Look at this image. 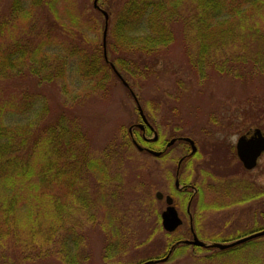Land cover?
<instances>
[{
    "label": "rangeland",
    "instance_id": "1",
    "mask_svg": "<svg viewBox=\"0 0 264 264\" xmlns=\"http://www.w3.org/2000/svg\"><path fill=\"white\" fill-rule=\"evenodd\" d=\"M93 2L40 0L37 5L33 3L30 7L29 0H20V4L29 10L25 13L29 17L24 27L14 29L17 39L29 45L28 48H33L32 44L36 41L30 44L27 36L37 32L39 36L46 34L51 46L48 45V48L53 54L49 59L29 61L30 64L20 67L21 75L0 81V86L2 84L4 87L0 89L3 102L12 106L5 118L7 125L25 127L30 124L29 131L34 139L43 133L45 126L56 124L64 117L70 134L79 133L82 137L80 144L65 143L60 147V155L50 156L55 160L54 171H59L63 178L66 175L69 179L70 184L67 187L63 184L59 193L63 196L61 203L72 208L53 229L44 225L54 234L53 245L58 247L62 243H69V233L73 234L78 246L74 253L80 264H138L167 257L172 242L163 231H159L153 215L165 209V202H156L151 207V213L141 217L140 208L131 196L136 185L133 173L135 169L139 170L136 181L142 179V173L151 174L152 180L146 182L150 186L139 195L142 202L153 201L156 192L170 195L179 215L185 208L183 198L170 194L173 179L167 178L166 173L169 175L170 171H175L177 158L188 150V146L175 144L166 159L152 157L146 161L147 164L140 158H144L145 154L137 153V149L131 145L126 147L128 140L125 130L129 132L131 125L141 123L134 96L141 110L142 106L145 107L144 115L149 116L150 120L147 121L151 123L150 127L157 132L158 137H163L162 141H171L174 139H170L172 136L186 135L196 142V156L189 161L190 167L188 164L182 167L181 180L188 179L190 184L193 180L201 190L204 204L223 206L220 210L210 209L201 214L196 237L209 244L213 238H235L250 232L256 224L254 221L259 219L256 214L263 207L264 198L246 205H239L238 202L243 195L249 193L255 196L258 190L264 188V154L255 169L246 171L235 155V145L241 136L249 137L256 129L264 135V114H260L264 113V102H261L264 100L261 98L264 96L263 81L250 79L243 73L246 78L241 82L240 78L212 69L208 70L202 82L198 81L190 63L194 50L189 40L182 39L180 30L181 37L155 55L131 54L130 61L125 62L128 72L119 70L129 90L115 79L107 82L104 91L95 93L91 85L82 82L76 72L80 59L86 60L91 48L100 46L102 42L104 17L93 8ZM127 2L99 0V8L104 12L105 9L110 11V16L106 13L109 17L106 32V36L108 33L110 37L109 44L115 40V24ZM10 3L11 0H0L1 19L9 18ZM130 23L126 27L129 32L126 35L138 36L143 33L142 25L133 21ZM24 30L27 35L23 33L19 37L18 34ZM79 36L87 41L88 46L80 43V55L72 52L73 46H79ZM123 41L119 40L117 44L119 52L107 53L109 60L127 52L122 46ZM56 55L68 59L67 70L70 71L64 78L55 71L57 63H52ZM125 56L128 58L129 55ZM246 63L247 72L251 66L250 59ZM54 74L56 77L48 81ZM24 95H30L34 100L32 104H36L28 117L25 111L19 109ZM253 101L258 106H251ZM38 103L50 109L47 115L37 117ZM246 113L248 117H245ZM252 113L260 114V120L253 117ZM146 136L153 138L150 131H147ZM85 159L86 162L99 161L105 170L107 179L101 184L100 191L96 184L98 177L87 169ZM74 172H78V176L73 175ZM70 193H83L81 196L91 201L90 206L84 208L83 202H72ZM67 197L70 200L68 202L65 201ZM181 217L183 226L176 234L186 239L188 218L184 215ZM113 235L117 238H113ZM23 243L20 241L15 245L12 238H6L5 245H0V264H62L56 255H47V249H25ZM114 245L117 251H114ZM246 252L252 257L215 258L210 257L211 252H199L197 248L189 246L177 258L157 264H264V248H250ZM246 258H252L253 263L245 261Z\"/></svg>",
    "mask_w": 264,
    "mask_h": 264
},
{
    "label": "trees",
    "instance_id": "2",
    "mask_svg": "<svg viewBox=\"0 0 264 264\" xmlns=\"http://www.w3.org/2000/svg\"><path fill=\"white\" fill-rule=\"evenodd\" d=\"M39 1L29 0L30 7L33 6V3L37 5ZM124 7L115 24L116 41L113 39L114 42L112 41L113 43L109 44L108 39L110 37L107 33L105 46H103L102 35L101 45L93 46L90 56L86 60L81 58L77 63L76 72H78L80 80L90 84L92 91L95 93L104 91L105 85L109 80L116 79L122 84L113 68L118 74L119 70L128 72V66L125 62L127 61L128 63L130 61L129 57L132 53L141 54L142 56L155 55L159 50L169 47L177 38L181 37L180 30H182V39L189 40L191 48L194 50L191 52L190 63L191 68L198 77V81L202 82L206 78L208 70L212 69L220 74H228L237 79L240 78L241 82L246 78L243 74L245 73L250 79H260V82L263 81L264 83V77L256 75L264 76V0H128ZM8 11L9 18L1 19L0 17V81L21 75L20 67L28 65L29 61L49 59L53 54L50 53V48H48V45L49 47L51 46L46 34L39 36V32H37L34 35L27 36L30 44L36 41L32 44L33 48H28L29 45H24L17 39L14 29L16 30L20 26L24 27L29 17L28 14H25L29 10L20 4V0H11ZM105 11L110 16L109 9H105ZM130 21L142 25L143 33L141 35H126V32L129 33L126 27L131 25ZM104 24L108 30L109 17L107 21L104 18ZM23 33L26 34L25 30L19 33L18 36L22 37ZM3 38L4 44L2 43ZM77 39L79 46H73L74 51L72 49V52L80 55L82 53L79 48L81 46L80 43H83L86 47L88 46L86 45L87 41L82 36ZM119 40H124L122 46L127 51L125 54L129 56L126 58V56L124 57L125 54L122 53L119 54L118 58H110L111 60H109L107 53H110V51L119 52L117 47ZM6 42L8 44L5 46ZM58 56H54L56 60L52 63L53 65L57 63L55 71H58L57 73H59L60 77L64 78L65 74L70 71L67 70L68 59L67 57L59 58ZM248 59L251 61V66L249 65L250 69L246 72L245 64H248L246 63ZM55 77L56 74L47 80L52 81ZM2 88L4 87L1 84L0 89ZM124 88L129 90L128 87L124 86ZM128 92L131 93L130 91ZM209 94L212 95L211 93ZM41 97L43 96H39V98ZM261 98L264 99V96H261ZM33 101L30 95H24L22 102L19 104V109L25 111L27 117L30 116L31 111L35 110L33 107L36 104H32ZM261 102H264V100ZM38 104L37 117L47 115L50 109L44 108L43 104ZM134 104L136 106L135 101ZM252 105L253 107L255 105L258 106L254 101ZM11 107L6 102H3L0 94V245L3 247L6 238H12L15 245L20 241H24L25 249L31 247H39L38 249L41 250L47 249V255H56L62 264H80L77 255L74 253L78 248L75 236L69 233L70 242L62 243L55 247L52 243L54 234L50 230L45 229L44 225H48L49 228L53 229L56 224L62 221V217L66 212L72 209L71 206L64 202L61 203L63 196L59 193L63 184H66V187L70 184L69 179L66 175L63 178L59 171H54L55 160L51 159L50 156L53 158L60 155V147L64 146L65 143L80 144L82 137L79 133L71 135L68 123L62 117L56 124L45 126L42 129L43 133L33 139V134L29 131L30 124L25 127L17 124L14 126L7 125L5 118L10 112L8 109H11ZM142 111L145 114V107L143 106ZM136 112L140 120L137 108ZM246 114L245 117H248V113ZM260 114L254 115L252 113L251 115L258 118ZM145 117H148L146 120H150L149 116ZM258 120L260 119L258 118ZM125 137L128 140V143H125L126 147L131 145L132 148L136 149L133 143L136 142L141 147L150 150L160 151L162 149L160 142H162L163 137L160 135L159 143L157 144H145L138 129H132L131 134L125 130ZM184 137L186 135H178L176 137L172 136L170 139H176V145H187L180 139ZM136 152L146 155L144 158L140 157L145 160V163L152 158L145 151L138 152L136 150ZM82 155L85 157L84 153ZM84 162L91 173H96L98 177L96 184L100 191L101 184L107 179L105 170L97 160L86 162L85 159ZM182 170L181 168V172ZM138 171L135 169L133 173V180L136 185L131 191V196L132 201H136L138 208H140L141 217H144L151 213V207L153 204L156 205L158 201L155 199V195L153 201L142 202L140 200V192L150 186L146 182L152 179L151 174L145 172L142 173L144 178L142 177V179L136 181ZM68 173L71 174V172ZM174 173L175 171H170L169 175L166 173V177H171L172 180L174 179ZM72 174L77 175L78 172ZM182 182L186 184L188 181L184 180ZM194 185L198 191L194 204L196 202V211H199L194 215L193 220L194 234H196L201 214L210 209L220 210L223 206L218 204L208 206L204 204L201 201L200 188L196 184ZM246 190L248 189L246 188ZM175 193L172 186L170 194L175 195V197H182V203L185 205L186 199L180 193ZM82 194L70 193L69 196L72 202L77 204L83 202V207L88 208L91 201L83 198ZM262 198H264V188L258 190L255 196L249 193L243 195L238 204L246 205L253 200ZM66 199V202L70 201L68 197ZM161 212H155L153 215L156 218L155 222L157 220L159 231H163L165 236L169 237L172 242L170 246L173 247V252L168 259L169 261L180 256L189 247L183 245L182 242L191 240L192 235L186 229V239L180 238L176 233L181 228L173 234L164 232L161 226ZM256 215L259 216V219L254 221L256 224H254L250 232L240 234L235 238H213L209 244H229L264 230V225L259 226V224H264V202L263 207ZM108 226L115 230L112 224ZM196 235L198 236V233ZM113 236H115L113 238H117L116 235ZM192 248L196 249L195 247ZM250 248L263 249L264 237L223 251L200 248H197V250L199 252H211L210 257L215 258L224 256L232 259H244V257H252L246 252ZM114 251H117L116 247ZM43 252L44 254L46 253V251ZM111 254H113L112 250ZM247 258L245 261L253 263L252 258L250 260ZM158 259L145 260L138 264H145Z\"/></svg>",
    "mask_w": 264,
    "mask_h": 264
},
{
    "label": "water",
    "instance_id": "3",
    "mask_svg": "<svg viewBox=\"0 0 264 264\" xmlns=\"http://www.w3.org/2000/svg\"><path fill=\"white\" fill-rule=\"evenodd\" d=\"M93 7L95 9L99 10L102 13V15L104 16L105 20L107 21L108 16L104 11L100 10V8L98 7V0H94ZM106 32H107V28L105 26L104 31H103V46H105ZM113 70H114L115 74L118 76V78L121 80L122 84L125 87H128L127 83L123 81V79L115 71L114 68H113ZM134 100H135V103L137 104L138 113H139V116H140L141 121H142V124H138L136 127L139 128L140 130H143L144 125H146L149 127V129L153 130L150 127V125L148 124V122H147V120L143 114V111L141 110L135 96H134ZM129 132H131V129L129 130ZM154 136L156 137L155 133H154ZM181 140L184 141L185 143H188L190 148H191V151H192L191 154L192 155L195 154L196 147L194 145V142L188 138H183ZM174 142H175V140H172L171 142H169V144L167 145V148L170 147L171 145H173ZM134 145L139 152L146 151L149 155H151L154 158H158L162 154V152L145 150L136 143H134ZM235 150H236V156H237L239 162L242 164L243 168L246 171H251V170L255 169L257 166V161H258L259 157L264 153V135L262 134V132L260 130L256 129L253 131L252 135L249 137L245 136V135L241 136L236 142ZM178 172H179V170H178ZM178 172H177L176 177H178ZM175 186L176 187L179 186L178 178H176ZM155 198L157 201L164 200L165 205H166L164 211L161 213V216H160L162 229L166 233H170V234L174 233L179 227L182 226L183 222L180 219L177 210L173 206V198L171 196H165L164 197V195L160 192H157L155 194ZM192 233H193V231H192ZM260 237H264V230H261L259 232L254 233V234H251L247 237L239 239L233 243H229V244L214 243V244L207 245V244L199 241L197 239V237L193 234L192 240L184 241L183 244L187 245V246L202 248V249H216L219 251H223V250L231 249L235 246L244 244L248 241H251V240H254V239H257ZM168 258H169V255L167 257H165L164 259L160 260V262H165L168 260ZM153 263H158V261L147 262L145 264H153Z\"/></svg>",
    "mask_w": 264,
    "mask_h": 264
},
{
    "label": "flooded vegetation",
    "instance_id": "4",
    "mask_svg": "<svg viewBox=\"0 0 264 264\" xmlns=\"http://www.w3.org/2000/svg\"><path fill=\"white\" fill-rule=\"evenodd\" d=\"M135 126L136 125L132 126V127H134L133 129H137V128H135ZM138 130L141 132L142 140H143V142L145 144H157V143H159L158 135L156 137L154 136V138H150V139L146 136L147 131H150L152 136H153V133L155 132V130L152 131V130H150L147 127H144L143 130H140V129H138ZM155 133H157V132H155ZM169 142L170 141H166V140L160 142L161 145H162V149L159 152H162V154H161V156L159 158H163L161 160H164V159L167 158V156L169 155L172 147L176 143L175 142L173 145H171L170 147L167 148V145L169 144ZM146 149H148V148H146ZM191 152H192L191 148L188 146V150H185L180 155V157L177 158V164H176V169H175L174 179H173V188H174V191L176 193H178V194L180 193V195H182L184 197V199H186V204H185L184 211L181 210L179 216H180V218H182L181 215L187 216L188 223H189L188 230L190 232H192V231L194 232V228H193L194 215H196V213L199 212V211L198 212L196 211V205H195L196 202L194 204V200H195V197H196L198 191H197V188L195 187V185L193 183V180H191V184H190L188 179H186L188 182L186 184H184L182 182L184 180L183 179L181 180V178H180L181 177V168L185 164H188L190 160L192 161L195 158L196 154L192 155ZM189 165L190 164H188V166ZM178 170H179V172H178ZM177 172H178V177H176L177 176ZM176 178H178V182H179V186L178 187L175 186ZM172 252H173V247H170L168 249L167 255H169V254L171 255Z\"/></svg>",
    "mask_w": 264,
    "mask_h": 264
}]
</instances>
